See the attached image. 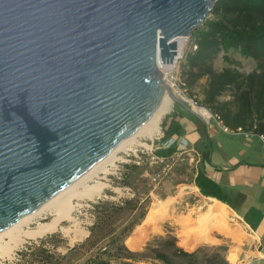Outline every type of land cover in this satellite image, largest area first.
<instances>
[{
  "label": "water",
  "instance_id": "1",
  "mask_svg": "<svg viewBox=\"0 0 264 264\" xmlns=\"http://www.w3.org/2000/svg\"><path fill=\"white\" fill-rule=\"evenodd\" d=\"M219 0H0V232L134 135Z\"/></svg>",
  "mask_w": 264,
  "mask_h": 264
},
{
  "label": "trees",
  "instance_id": "2",
  "mask_svg": "<svg viewBox=\"0 0 264 264\" xmlns=\"http://www.w3.org/2000/svg\"><path fill=\"white\" fill-rule=\"evenodd\" d=\"M191 40L196 50L182 58L181 70L188 91L205 78L207 86L203 90L202 106L219 114L230 130L247 131L255 127L256 134H264V0H219L212 8L211 18L192 32ZM236 56L254 63V71L243 77L239 64L230 59ZM218 57L229 65L219 72L213 67ZM231 88L235 89L232 99L219 101ZM161 130L162 142L180 135L181 126L174 113L164 118ZM207 142L206 138L205 148ZM178 152L173 145L156 151V156L170 158ZM207 155L203 152L201 159L206 160ZM138 171L132 167L129 172L133 176ZM131 176L124 182L127 186H131ZM193 184L202 197L216 199L233 209L220 187L200 168ZM92 208L95 221L88 228V237L68 250L70 255L79 250L89 254L84 264H216L215 256L205 255L204 249L188 253L177 247L176 239L171 237H154L141 250H129L126 240L147 215V205L137 198L118 204L99 201ZM55 236L47 239L51 242ZM219 250L220 247L215 248L216 252ZM52 259L46 255L42 262L55 264ZM61 260H67L66 255ZM220 264L227 262L223 258Z\"/></svg>",
  "mask_w": 264,
  "mask_h": 264
},
{
  "label": "rangeland",
  "instance_id": "3",
  "mask_svg": "<svg viewBox=\"0 0 264 264\" xmlns=\"http://www.w3.org/2000/svg\"><path fill=\"white\" fill-rule=\"evenodd\" d=\"M209 18H211V15ZM175 43L177 51L178 53L180 52L183 59L186 53L192 51L191 36L187 37V39H179ZM236 58L238 61L236 63L239 64V72L243 77L254 71V63L241 59L237 56ZM182 62L183 60H180L178 64V75L180 78H182ZM221 64L222 68L229 66L224 61H214L213 66L215 65L214 67L216 71L221 69ZM206 86L207 80L204 78L188 92L190 95L195 96L201 104L203 102V90ZM234 93V88L229 89L219 99V101L231 100ZM178 108L179 107L177 105L172 103V100L169 102L167 111L160 120V135H163L161 124L164 118L170 115L173 111H176ZM214 129H216V132ZM209 130H211L212 136L215 135L216 140L222 143L224 149L227 151L229 150L231 152V150H238V148L243 146L244 138L241 136L226 134L218 128H210L208 129V132ZM156 137L158 136H155L153 140L139 137L136 138V142L142 146H134L133 151L126 150L118 152L114 159L109 164H106V169L109 174H97V177L93 179L92 183L97 181L106 182L109 187L100 197L95 198L92 201L85 200L78 203V206H76L73 213V217L77 222L76 229L73 227L74 223L72 221L66 220L62 222L60 227L53 233L47 234L36 240H28L15 250L11 258H0V264H43L42 260L46 257V255L52 256V261L55 264H84L86 259L89 257V254H87L84 250H79L70 255L68 254L67 249L80 245L88 237V228H90L95 221V213L92 210L94 203L99 201H108L118 204L121 201L136 198L141 204L147 205V215L151 213V219L148 225L141 227L147 217L146 215L143 222L137 227H140L139 233L136 236H133L134 231L137 229L136 228L131 236L126 240L128 245L126 246L129 250H141L142 247L154 237H171L176 239L177 247L188 253L194 252L198 248L204 249L205 255L209 257L215 256L216 264H220V261L223 258L227 264H234L229 262L228 259L230 257L235 258V264H249L250 260L254 257V254L250 250V244H252L251 238L245 232L244 228L240 224V221L232 212H230L229 223L231 229L237 233V240L226 237L216 231H212L206 240L196 239V236L194 235H181L182 229L179 226L181 217L185 216L191 209L198 210V207L202 204V202L208 200L203 199L198 190H192L195 187L191 184L195 165L194 162H190L189 156L186 154H177L164 160L163 162H157L151 159L152 156L156 155L150 148L152 141L154 144L156 143ZM179 142L184 143L181 140ZM141 147H144L146 150L144 154H138L139 157H141V161L139 162L140 164H137L138 161L133 157L130 158L131 160L128 163L117 164V161L125 157V153L133 155L132 153H134L136 149L141 150ZM116 165H118L117 169ZM127 167L128 169L136 167L139 170L131 176L130 183L132 187H127L129 190L123 188L126 186L123 183L126 180L124 169ZM172 198H174V201L166 207V215L155 212V210L158 209V206L160 207V204L164 206L167 200ZM202 212L203 211H201V213ZM49 219L50 217L47 218V220ZM34 227L35 224L30 226V228ZM67 227H71L72 231L67 233L62 229ZM78 231H84L87 232V234L82 238H77L76 232ZM50 235H56L51 239V242L50 239H47ZM132 238H135V240L130 242ZM42 241L50 243L46 244ZM56 243L57 245H60L58 249L53 247ZM217 247H220L221 249L218 252L215 251V248ZM65 255L67 260L62 261L61 259Z\"/></svg>",
  "mask_w": 264,
  "mask_h": 264
},
{
  "label": "bare ground",
  "instance_id": "4",
  "mask_svg": "<svg viewBox=\"0 0 264 264\" xmlns=\"http://www.w3.org/2000/svg\"><path fill=\"white\" fill-rule=\"evenodd\" d=\"M182 38L186 37L176 38L173 42H177ZM177 55L179 56L180 52L178 53L177 51ZM156 65L159 68L164 65L160 61L158 55L156 57ZM170 101L171 98L166 92L157 111L134 135L119 144L86 174L52 197L32 214L0 232V258H11L15 250L28 240H36L47 234L53 233L60 227V224L66 220L72 221L74 223L73 227L76 229L77 222L73 217V213L78 203L85 200L92 201L100 197L109 187L106 182L97 181L92 183L93 179L97 177L98 173L109 174L106 169V164H109L118 152L126 150L133 151L134 146L141 145L136 142V138L153 140L155 136L160 134V120L166 113ZM192 190L197 189L194 187ZM173 201L174 198L167 200L164 206L160 204V207L158 206L155 212L166 215V207ZM201 211L204 213H201ZM48 217H50L49 220H47ZM229 218L230 210L218 201H203L198 207V210L191 209L185 216L181 217L179 221V226L182 229L181 235H194L196 239L206 240L212 231H216L219 234L237 240V233L231 229ZM150 219L151 213L147 215L141 227L148 225ZM32 224H35L34 228H30ZM62 229L67 233L72 231L71 227ZM139 229L140 227L134 231L133 236L139 233ZM86 234L87 232L78 231L76 232V237L82 238ZM134 240L135 238H132L130 242ZM228 260L234 264L236 262L234 257H230Z\"/></svg>",
  "mask_w": 264,
  "mask_h": 264
},
{
  "label": "crops",
  "instance_id": "5",
  "mask_svg": "<svg viewBox=\"0 0 264 264\" xmlns=\"http://www.w3.org/2000/svg\"><path fill=\"white\" fill-rule=\"evenodd\" d=\"M231 60L238 62L236 57ZM214 61L223 60L218 57ZM227 67L222 68L221 64V69L217 72ZM172 113L181 126L180 135L171 139L174 141V146L179 151L181 140L186 143V149L184 148L186 151L194 150L200 155V160L194 161L191 184L194 185V178L200 168L220 187L226 201L233 209L216 199L205 197L203 199L216 200L234 214L251 238L250 250L254 257L249 264H264V148L257 139H244L243 146L238 150L227 151L222 143L216 140V136H212L211 130L208 132L210 128H217L213 123H205L201 118H196L181 108ZM214 131L216 132V129ZM206 138L207 148H205ZM203 152L208 154L206 160L201 159ZM124 171L126 179L124 182H126L131 176L130 168L127 167ZM127 187L132 186L126 185L123 188L128 189Z\"/></svg>",
  "mask_w": 264,
  "mask_h": 264
},
{
  "label": "built area",
  "instance_id": "6",
  "mask_svg": "<svg viewBox=\"0 0 264 264\" xmlns=\"http://www.w3.org/2000/svg\"><path fill=\"white\" fill-rule=\"evenodd\" d=\"M187 41V40H186ZM191 50L192 52L196 50V46L191 43ZM182 60V55L180 54L179 56L177 55L173 61L172 64L166 65L164 64L163 66L157 67L160 73L162 74V80L167 85L173 95L183 103H185L191 110H193L199 118L204 120L205 123H213L215 127H217L219 130L226 134L234 135V136H241L244 139H257L261 146L264 148V134H256L255 133V127L251 130H243L242 128H238L236 130H230L228 127L225 126L223 119L221 116L217 113L212 112L211 110L207 109L206 107L202 106L199 101L196 99L195 96L190 95L188 92L187 84L186 82L179 77L178 75V64L179 61ZM163 64V63H162ZM157 66V65H156ZM163 135H158V137L155 138L156 143L152 141L151 143V151L156 154V151L161 150V149H169L174 145L173 140H167L165 142H162ZM183 144V145H182ZM179 152L174 154V155H182L186 154L187 156L190 157V162H198L200 160V155L196 151H186V143H182ZM142 149H136L133 155L130 153H125V157L119 161H117V164H123V163H128L130 162V158L133 157L135 158L138 163L141 161V157H139L138 154H144L145 148L141 147ZM185 148V149H184ZM172 157V156H171ZM152 160H155L157 162H163L164 160L168 158H162L158 156H152ZM118 165H116L117 169ZM105 250V249H103Z\"/></svg>",
  "mask_w": 264,
  "mask_h": 264
}]
</instances>
